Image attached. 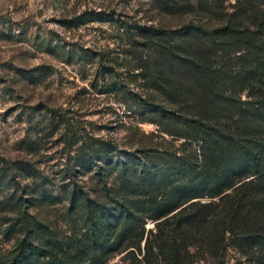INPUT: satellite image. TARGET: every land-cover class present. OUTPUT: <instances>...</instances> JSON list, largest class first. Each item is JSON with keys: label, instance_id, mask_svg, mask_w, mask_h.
I'll use <instances>...</instances> for the list:
<instances>
[{"label": "trees", "instance_id": "16d2710c", "mask_svg": "<svg viewBox=\"0 0 264 264\" xmlns=\"http://www.w3.org/2000/svg\"><path fill=\"white\" fill-rule=\"evenodd\" d=\"M151 2L157 24L106 10H86L59 22L69 30L91 24L115 28L127 79L118 80L121 74L103 65L115 62L109 54L89 49L61 53L59 45H43L46 53L62 54L67 63L97 62L102 68L94 86L101 87L100 94L124 100L130 115L181 145L174 152H128L103 137L82 141L75 166L79 172L95 171L105 197L70 194L74 207L82 202L84 233L62 257L56 249L62 252L66 246L40 238L47 226L20 216L24 203L55 206L62 199L41 188L28 198L16 191L2 196L7 181L18 178L13 173L35 170L31 163L2 159L0 205L20 216L0 230L21 237L7 264H105L121 250H138L140 264H202L219 261L234 243L242 251H264V0ZM163 19L177 20L178 26L168 28ZM51 73L41 65L19 69L17 76L38 85ZM131 83L138 84V92ZM244 92L250 101L242 100ZM51 114L57 128L63 120L56 111ZM149 222L153 229H147Z\"/></svg>", "mask_w": 264, "mask_h": 264}, {"label": "rangeland", "instance_id": "374dc122", "mask_svg": "<svg viewBox=\"0 0 264 264\" xmlns=\"http://www.w3.org/2000/svg\"><path fill=\"white\" fill-rule=\"evenodd\" d=\"M152 6L151 0H0V167L4 165L3 159L31 163L35 168L30 174L13 173L18 178L7 181L2 196L16 191L18 197L28 198L33 190L41 188L62 199L55 206L30 208L29 203H24L20 213L28 215L27 218L35 217L48 227L41 232L42 242L52 238L66 246L62 252L56 249V255L61 257L69 255L68 246L75 248L84 233L80 219L82 202L79 200L74 207L70 194L76 190L92 199L105 197L98 178L94 177L95 171L79 172L75 166V155L82 141L103 137L128 152L143 149L174 152L182 141L161 133L156 125L141 123L138 116L130 115L124 100L113 94H100L101 87L94 86L102 68L97 62L67 63L62 54L46 53L43 44L59 45L61 53L89 49L109 54V59L116 58L115 62L105 60L103 65L121 74L118 80L127 79L122 38L115 28L91 24L69 30L59 22L86 10H106L145 24L153 20L157 24L160 19ZM161 21L168 28L178 26L177 20ZM41 65L50 67L52 73L38 85L17 76L19 69ZM137 85L131 83L129 87L138 92ZM241 98L251 100L248 92L242 93ZM52 111L63 120L56 124L57 128L51 124ZM66 138H70L71 145L66 144ZM17 212L0 205L1 233L19 219ZM153 228L154 223L149 222L147 229ZM18 237L14 232L0 234V264H7L12 257L21 239ZM144 246L142 243V249ZM138 254V250L111 253L105 264H140L138 260L142 257ZM222 256L219 261L206 259L201 263L264 264L261 248L242 251L235 243Z\"/></svg>", "mask_w": 264, "mask_h": 264}]
</instances>
